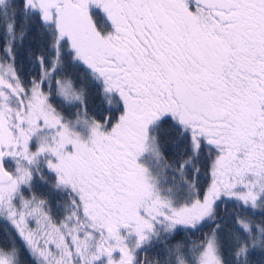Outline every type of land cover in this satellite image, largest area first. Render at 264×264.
Listing matches in <instances>:
<instances>
[{
    "label": "snow or ice",
    "instance_id": "snow-or-ice-1",
    "mask_svg": "<svg viewBox=\"0 0 264 264\" xmlns=\"http://www.w3.org/2000/svg\"><path fill=\"white\" fill-rule=\"evenodd\" d=\"M0 264H264V0H0Z\"/></svg>",
    "mask_w": 264,
    "mask_h": 264
}]
</instances>
